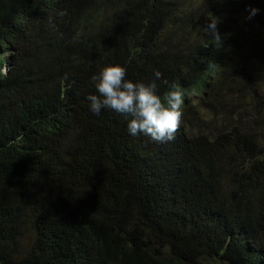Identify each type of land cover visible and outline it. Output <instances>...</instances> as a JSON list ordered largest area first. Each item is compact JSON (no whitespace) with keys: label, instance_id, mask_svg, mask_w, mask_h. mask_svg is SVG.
Segmentation results:
<instances>
[{"label":"trees","instance_id":"obj_1","mask_svg":"<svg viewBox=\"0 0 264 264\" xmlns=\"http://www.w3.org/2000/svg\"><path fill=\"white\" fill-rule=\"evenodd\" d=\"M259 55L264 0H0V264H264V96L241 84ZM110 62L180 85L173 141L89 110ZM229 79L239 108L205 121Z\"/></svg>","mask_w":264,"mask_h":264},{"label":"clouds","instance_id":"obj_2","mask_svg":"<svg viewBox=\"0 0 264 264\" xmlns=\"http://www.w3.org/2000/svg\"><path fill=\"white\" fill-rule=\"evenodd\" d=\"M259 11L258 8H250L247 19H252ZM57 14L64 16L67 13L60 10ZM219 22V18L211 16L203 29L211 35L217 48L222 46ZM48 24L50 28H56L54 18L50 17ZM157 81H162L168 88L163 95L158 92ZM91 82L95 93L87 94L85 99L94 115L99 116L108 110L123 116L128 133L133 137L143 134L161 143L176 138L183 116V92L178 83L164 78L160 70H153L150 82L133 81L128 78L124 66L110 62L98 67L91 76Z\"/></svg>","mask_w":264,"mask_h":264},{"label":"rangeland","instance_id":"obj_3","mask_svg":"<svg viewBox=\"0 0 264 264\" xmlns=\"http://www.w3.org/2000/svg\"><path fill=\"white\" fill-rule=\"evenodd\" d=\"M249 11V10H248ZM249 65V76H243L241 80V84L251 82L253 85V89L247 92L246 96L248 101L254 103L256 105V101L258 104L262 102L264 96V55H259L256 58L250 59L248 61ZM236 79L225 80L224 86L221 89V92L218 96H215L214 101L210 104V107H205L204 105L197 106L196 111L199 112L200 115L204 116L205 121L220 122L221 116L220 112L222 108L229 107L234 105V101H237L238 92L234 89L236 84ZM245 86V84H244ZM192 102L194 99H191ZM190 100V101H191ZM197 102V101H196ZM240 103L236 102L234 107L235 110L239 108ZM261 114V109L258 110ZM257 110H255L254 114H257ZM261 133H264V129H260ZM30 243L29 239H24L23 244L26 247Z\"/></svg>","mask_w":264,"mask_h":264}]
</instances>
